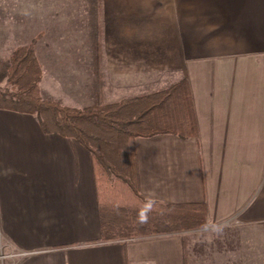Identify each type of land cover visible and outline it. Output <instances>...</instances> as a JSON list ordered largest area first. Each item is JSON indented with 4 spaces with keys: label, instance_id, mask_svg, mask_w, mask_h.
<instances>
[{
    "label": "crops",
    "instance_id": "0c3cea01",
    "mask_svg": "<svg viewBox=\"0 0 264 264\" xmlns=\"http://www.w3.org/2000/svg\"><path fill=\"white\" fill-rule=\"evenodd\" d=\"M101 2V98L188 82L197 135L140 138L131 148L141 196L203 205L204 225L99 242L89 152L49 142L34 116L0 110V264H264V0ZM85 188L96 205L90 216ZM74 214L81 240L37 244Z\"/></svg>",
    "mask_w": 264,
    "mask_h": 264
},
{
    "label": "trees",
    "instance_id": "16d2710c",
    "mask_svg": "<svg viewBox=\"0 0 264 264\" xmlns=\"http://www.w3.org/2000/svg\"><path fill=\"white\" fill-rule=\"evenodd\" d=\"M87 1L92 51L85 71L93 84V104L79 109L41 97L43 63L36 40L32 39L0 61V82L6 83V88H0V110L34 116L44 134L74 141L89 152L99 205V242H123L202 227L203 205L158 202L149 214V222L138 223L137 213L146 200L138 189L132 142L160 135L194 138L197 126L191 92L188 82L181 80L164 90L117 102L101 98L102 0Z\"/></svg>",
    "mask_w": 264,
    "mask_h": 264
},
{
    "label": "rangeland",
    "instance_id": "374dc122",
    "mask_svg": "<svg viewBox=\"0 0 264 264\" xmlns=\"http://www.w3.org/2000/svg\"><path fill=\"white\" fill-rule=\"evenodd\" d=\"M87 2V0H0V61L7 60L15 47L29 44L35 39L36 48L41 51V60L45 66L39 84L41 97L62 106L79 109L93 104L89 96L90 81L85 71L86 67L88 68L87 64L90 63L92 51L90 39L92 29L86 14ZM59 57L67 59L68 62L58 60ZM45 58H55L58 61L44 62L47 61ZM0 88H6V83L0 82ZM107 99L113 102L115 96L109 93ZM49 137L51 143L66 141L55 135ZM50 171L52 172V169ZM85 190L81 200L86 204L90 216V213L96 214V205L91 190L87 188ZM73 205H77L76 202L73 201ZM74 217L71 225L62 221L65 223L60 225L61 230L57 232L53 226L50 235L45 234L43 240L37 244L50 246L62 241L81 240L78 233L79 223L76 221L78 214H74ZM64 231L72 234V237L62 236ZM57 234L59 235L56 236Z\"/></svg>",
    "mask_w": 264,
    "mask_h": 264
},
{
    "label": "clouds",
    "instance_id": "9594fccd",
    "mask_svg": "<svg viewBox=\"0 0 264 264\" xmlns=\"http://www.w3.org/2000/svg\"><path fill=\"white\" fill-rule=\"evenodd\" d=\"M155 200L152 198H148L144 205L139 209L137 213V220L140 224H147L149 222V214L152 212Z\"/></svg>",
    "mask_w": 264,
    "mask_h": 264
}]
</instances>
